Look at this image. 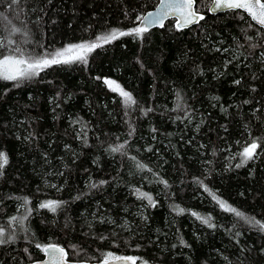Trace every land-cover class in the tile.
<instances>
[{"label": "trees", "instance_id": "1", "mask_svg": "<svg viewBox=\"0 0 264 264\" xmlns=\"http://www.w3.org/2000/svg\"><path fill=\"white\" fill-rule=\"evenodd\" d=\"M156 2L0 0V41L38 59L129 31ZM209 3L197 0L204 19L190 28L168 20L87 63L52 65L19 87L0 80V264H31L49 244L73 260L264 264V231L217 202L264 223V30L239 10L209 14ZM253 141L254 158L237 167ZM50 200L56 211L40 207Z\"/></svg>", "mask_w": 264, "mask_h": 264}, {"label": "snow or ice", "instance_id": "2", "mask_svg": "<svg viewBox=\"0 0 264 264\" xmlns=\"http://www.w3.org/2000/svg\"><path fill=\"white\" fill-rule=\"evenodd\" d=\"M11 2L12 4H17L19 0H11ZM196 3L197 0H161L163 11L156 14L149 12L146 16L140 18L142 26L132 28L129 31H117L113 29L110 33L98 36L94 42L69 45L62 50H57L50 56L45 55L44 57L38 59L31 58L30 54L26 58V54L23 49H21L19 45H16V41L12 39H9L7 44L0 41V49L8 48L11 45H16L15 47L9 49L8 54L0 56V80L16 82L14 86L19 87L24 80L33 78L39 74L40 70L48 68L52 65L70 64L76 61L87 63V56L95 49L102 47L104 44H109L122 36L142 37L143 34L148 30L146 26L148 24L159 23L162 27L163 20L169 15V13L179 14V18L177 20L179 27L196 23L198 22V19H204L202 15L198 14V10L195 8ZM213 3L217 9L227 8L234 10H244L248 12L253 21L260 25V27L264 28V0H213ZM5 19L7 18L5 17ZM19 31V28L14 27L12 29V34L18 33ZM249 39H251V37H249ZM253 47H255V45H253ZM105 83L110 87L115 85L112 87V91H119V94L124 98V103L126 105L135 103L131 94L120 89L119 85L115 84L114 81L106 80ZM236 83H239V81ZM120 147H122V145ZM257 147L258 144L255 141L245 147L243 152L239 154L243 159L241 164H238L237 167H240L243 163L253 159ZM112 151H119V148H113ZM0 161H2L0 162V169H2L8 163L6 153L0 152ZM138 167L142 168L143 165H138ZM93 187H95V185H93ZM140 197L147 198L150 203L152 202L151 197L146 193H140ZM213 198L217 199L215 196ZM217 202L225 211L234 212L237 217L244 219L247 223H250L253 226H258L260 231H264V223H261L254 218L245 216L242 212L228 206L224 201L217 199ZM24 203L27 204L28 201L25 199ZM40 207L49 208L51 211H56L58 203L56 201L50 200L42 203ZM180 211L183 210L180 209ZM193 215L196 214L193 213ZM15 219L16 218L13 217V220ZM25 219H27L26 216L22 217L19 222L22 223ZM203 222L208 223V220L204 219ZM3 237L4 231L3 229H0V244L9 242ZM37 247L41 248L40 245H37ZM41 250L45 253H51V258L47 264H66L65 258L67 253L65 252V249L56 245H48L41 248ZM112 255V253L107 254L108 257H111ZM116 259L126 261L128 264H136V260L133 257H116ZM103 264H109V260L105 258Z\"/></svg>", "mask_w": 264, "mask_h": 264}, {"label": "water", "instance_id": "3", "mask_svg": "<svg viewBox=\"0 0 264 264\" xmlns=\"http://www.w3.org/2000/svg\"><path fill=\"white\" fill-rule=\"evenodd\" d=\"M162 11H163V6L161 5V0H157L156 5H155L153 8L147 10L144 14H142L141 18H142L143 16H146L149 12H151V13H153V14H156V13H158V12H162ZM226 11H235V10H234V9H227V8L217 9V8H215V6H214L213 0H210V3H209V5H208V13H209V14L215 15V14H218V13H221V12H226ZM239 11H241V12L244 13L247 17H249V19L251 20V22H253L255 25H257L258 27H260V25H258L255 21L252 20L251 16L248 14V12H246V11H244V10H239ZM198 14L204 16V14L201 13V12H199V11H198ZM178 18H179V14H178V13H177V14L169 13V15L163 20V24H164L166 21H168V20H170V19H173L175 27H176L177 29H179V30H183V29H186V28H190V27H192V26H195V25H197V24L201 21V20L198 19V22H196V23L189 24V25L184 26V27H179V26H178V23H177ZM138 26H142V25H141V19L138 21V25H137V27H138ZM146 26H147L148 30H150V29H152V28H160V27H161L159 23H156V24H148V25H146ZM260 28H262V27H260ZM262 29L264 30V28H262ZM148 30H147V31H148ZM49 245H56V246H58V247H61V248L65 249V252L67 253L66 248L63 247V246H61V245H58V244H49ZM47 246H48V245H47ZM45 247H46V246H45ZM43 253H44V257H43V259L38 260V261H35L34 263H31V264H47V262H48V261L50 260V258H51V253H45L44 251H43ZM57 255H58V254H57ZM120 257H130V256H128V255H123V256H120ZM65 259H66V264H103V261H104V259H102V260H101V259H100V260H93V261H86V260H84V261H83V260H70V259L67 258V256H66ZM108 260H109V264H128V262H126V261H122V260H117L116 258H111V259H108ZM136 264H140V263H139L138 261H136Z\"/></svg>", "mask_w": 264, "mask_h": 264}, {"label": "rangeland", "instance_id": "4", "mask_svg": "<svg viewBox=\"0 0 264 264\" xmlns=\"http://www.w3.org/2000/svg\"><path fill=\"white\" fill-rule=\"evenodd\" d=\"M92 42H94V41H92ZM83 43H91V42H81V43H76V44H83ZM76 44H70V45H76ZM69 45H67L66 47H68ZM66 47H64V48H66ZM63 48V49H64ZM106 80H109V81H114L115 82V84H117V85H119V87H120V89H122L123 91H126V92H128L127 90H125L118 82H116L115 80H113V79H110V78H104L103 79V81H104V83H105V81ZM105 85L109 88V89H111L112 90V87H114L115 85H113L112 87H110L108 84H106L105 83ZM123 100H124V98L119 94V91H115ZM129 93V92H128ZM105 259V258H104Z\"/></svg>", "mask_w": 264, "mask_h": 264}, {"label": "bare ground", "instance_id": "5", "mask_svg": "<svg viewBox=\"0 0 264 264\" xmlns=\"http://www.w3.org/2000/svg\"><path fill=\"white\" fill-rule=\"evenodd\" d=\"M43 257H44V253H43V256H42V258H40V259H38V260H41V259H43ZM38 260H36V261H38ZM34 262H35V261H34ZM34 262H33V263H34Z\"/></svg>", "mask_w": 264, "mask_h": 264}]
</instances>
